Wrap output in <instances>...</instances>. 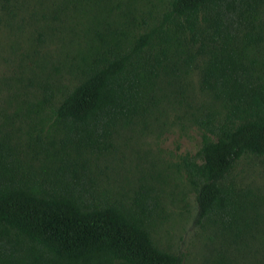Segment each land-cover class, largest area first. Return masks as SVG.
<instances>
[{
	"label": "trees",
	"instance_id": "16d2710c",
	"mask_svg": "<svg viewBox=\"0 0 264 264\" xmlns=\"http://www.w3.org/2000/svg\"><path fill=\"white\" fill-rule=\"evenodd\" d=\"M20 1L0 0V12ZM59 1L76 23V83L57 104L47 92L28 106L27 135L60 128L55 167L23 164L0 134V264H182L153 239L155 200L95 196L83 160L169 112H189L200 131L183 168L197 222L235 239L250 233L259 197L232 173L241 159L264 165V0Z\"/></svg>",
	"mask_w": 264,
	"mask_h": 264
},
{
	"label": "rangeland",
	"instance_id": "374dc122",
	"mask_svg": "<svg viewBox=\"0 0 264 264\" xmlns=\"http://www.w3.org/2000/svg\"><path fill=\"white\" fill-rule=\"evenodd\" d=\"M148 4L143 0V6ZM59 6L56 0H21L12 13L0 12V134L11 136L23 164L35 171L57 165L51 152L61 148V133L59 127L48 130L43 124L27 135L32 123L28 106L47 92L50 105L57 104L76 83L70 71L79 49L76 23L63 1ZM192 120L189 112H169L159 125L139 123L121 131L108 153L84 155L92 192L129 206L145 191V197L155 200V243L180 254L182 264H219L221 255L225 264H264V165L255 158L241 159L232 173L237 188L259 197L257 210L249 211L250 233L235 239L229 231L220 234L217 226L197 222L195 195L183 169L184 159L194 157L201 145ZM39 138L48 150L39 146Z\"/></svg>",
	"mask_w": 264,
	"mask_h": 264
}]
</instances>
